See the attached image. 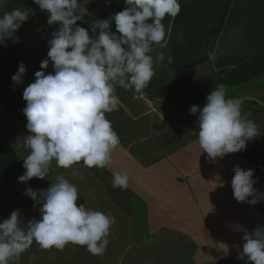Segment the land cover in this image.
<instances>
[{"label": "crops", "instance_id": "crops-1", "mask_svg": "<svg viewBox=\"0 0 264 264\" xmlns=\"http://www.w3.org/2000/svg\"><path fill=\"white\" fill-rule=\"evenodd\" d=\"M98 1L108 18L126 7L124 0ZM179 2L180 13L174 19L165 17L163 20L168 33L167 47L154 46L151 55L155 59L157 53L163 52L165 60L154 65L155 75L142 91L144 96L135 97L133 90L116 89L120 110L132 126L122 124L123 120L117 122L114 111L106 114L113 128L114 124H119L118 130H114L120 140L108 167L89 169L80 163L73 166L79 170V174L73 176L72 169L59 168L53 161L50 174L41 179V189L46 190L56 175H65L79 190L78 206L84 204L115 217L107 249L96 255L101 264H248L246 257L237 258L242 251L243 232L237 231L235 225H242L248 231L255 229L264 200L255 205L238 202L227 181L234 176V166L245 170L252 166L235 153L215 160L201 153L196 143L198 126L194 122L198 114H191L189 109L205 104L206 98L197 100L195 94L218 80L219 70L234 67L264 51V0ZM33 3V0H26L21 8L34 9L40 18L36 21L30 15L25 25H21L24 32H28L22 42L29 52L35 53L33 56L40 68L42 60L48 58L47 41L57 25H49L46 11ZM86 7L89 13L97 10L89 4ZM81 26L93 34L86 21L83 20ZM111 29L115 31L114 22ZM11 38L12 35L8 37ZM168 55L173 57L171 63ZM3 56L0 50V57ZM4 58L5 74L14 75L16 67L10 64L18 58L15 50L8 51ZM46 71H53L51 63ZM155 77L166 82L152 83ZM260 84L264 85V80ZM9 92L12 97L7 93L4 96L0 86V222L12 211L20 210L21 198L29 184L40 182L35 177L27 183L18 182V177L26 171L22 165L27 152L15 145L22 143L23 136L28 134L27 119L24 114L18 115L17 108L9 101L16 98L15 104L19 107L17 102H23L19 99L22 95L15 97ZM126 92L129 95L131 92V97L141 102L130 103ZM180 97L184 99L189 121L169 116L171 105H178ZM24 104L26 106V102ZM145 121L157 125L161 131L140 128ZM162 127L167 130L164 134H168L163 146L159 147L153 140L162 133ZM250 141L264 147L256 140ZM113 172L127 174V188H113ZM211 178H226L216 186L225 188V197L218 198L221 199L218 205H213L210 199V189L215 187L208 186ZM254 179L257 190L264 193V177L254 173ZM23 214L20 210V215ZM28 221L21 217L22 225ZM71 248L86 250L74 244ZM83 253L95 256L88 250ZM80 259L84 258L80 256Z\"/></svg>", "mask_w": 264, "mask_h": 264}, {"label": "clouds", "instance_id": "clouds-1", "mask_svg": "<svg viewBox=\"0 0 264 264\" xmlns=\"http://www.w3.org/2000/svg\"><path fill=\"white\" fill-rule=\"evenodd\" d=\"M46 11L47 23L57 25L47 41V59L40 68L51 63L53 71L35 72L34 82L22 93L26 102L23 114L27 119L28 134L17 148L27 152L22 167L25 173L18 182L32 178L44 179L50 174L53 161L59 168L72 169L82 163L91 169L106 168L112 152L120 143L107 113L121 106L117 87L137 94L148 86L155 75L154 65L165 60L163 52L151 55L154 46L167 47L165 17L175 18L181 11L179 0H124L126 7L108 19L92 24L93 34L80 26L91 0H33ZM32 8L13 9L0 16V38L10 37L25 23ZM115 24V31L111 25ZM181 40L183 34H179ZM172 62L173 57L168 55ZM26 65L21 62L12 76L15 85L23 83ZM244 98L228 97L223 84L207 95L203 107L193 105L189 111L198 114L196 143L201 153L222 158L242 152L247 143L259 135L253 120L242 115ZM231 180L233 196L238 202L255 205L264 200L254 185L253 169L234 166ZM113 188L128 186L126 173H112ZM222 186V185H221ZM79 190L63 174L46 190L25 189V195L39 206L40 218L21 224L20 210L0 222V264H10L35 242L41 249L63 250L69 243L86 247L93 255L103 254L109 244L108 235L115 217L100 210L77 205ZM251 198V199H249ZM242 251L238 259L247 258L248 264H264V225L248 231L242 225ZM238 247V246H237Z\"/></svg>", "mask_w": 264, "mask_h": 264}, {"label": "rangeland", "instance_id": "rangeland-1", "mask_svg": "<svg viewBox=\"0 0 264 264\" xmlns=\"http://www.w3.org/2000/svg\"><path fill=\"white\" fill-rule=\"evenodd\" d=\"M24 2H26V0H0V16H2L5 12H9L13 9H22L21 6L24 5ZM33 4L35 5V7L38 6L35 3H33ZM32 17L36 21L39 20V18H40V16L37 14L32 15ZM98 19H101L100 18V7H97V10L96 9L94 11L91 10L90 13L87 12V14L83 18V20L86 21V26L90 29H92V24L95 23V21ZM83 20L78 21L77 23L81 26V24L83 23ZM32 21H30V22H32ZM23 25H25V23H23ZM33 26H36V25H33ZM33 26H31V27L33 28ZM24 30L25 29L21 26L18 30H16L12 34L11 40H9L8 37L5 39L0 38V50H2V54L4 55L2 58L0 57V86L2 87V93L4 94V96H6L5 94L7 93L10 97H12V95L10 94L9 91H11L12 94L14 93L13 95H15V97L22 95L24 89L28 86V84L34 82L35 72L43 70V69L39 68V64L35 58L36 56L35 57L33 56V54L35 55V53L33 52V54H32L31 52H29L30 49L29 48L27 49L26 43L22 42V40L28 34V32L25 33ZM89 34H90V32H89ZM90 36H91V34H90ZM211 36H213V34H211ZM2 40H4V41L2 42ZM6 40H8V42ZM1 42H2V44H1ZM211 43L212 42H210V44ZM28 44L31 47V44L29 42H28ZM32 49L33 48L31 47V50ZM11 50H15L16 55L18 56V58L15 60V62L10 64V65H13L11 67H16V70L18 71L19 64L21 62H23L27 68L26 73L22 77L23 83L20 85L14 84V82L11 79L13 75H9V74L6 75L5 74V72H6L5 65L6 64L4 63L5 62L4 57L8 53V51H11ZM39 61L41 62L40 58H39ZM43 71H45L46 74L49 73V71H46V70H43ZM8 73H10V72H8ZM262 79L264 80V74L261 75L260 77L256 78V79L248 82V83H245L244 85L235 86V87H228L227 88V96L228 97L244 98L242 108H241L242 115L246 119L253 120L255 122V124L257 125L258 130H259V135L257 137L252 138V139L256 140L258 143L264 145V85L260 84L263 81ZM154 82L165 83L166 81L165 80H157L155 77V79L152 83H154ZM11 89H13V91ZM126 94L129 96V102L130 103L138 104L139 102H141L138 100H134L131 97V92H130V95L127 92H126ZM20 97L21 98H19V99H21L23 102L22 103L17 102V105L19 107H17L15 104L16 98H12L9 101L11 103H13L15 105V107L17 108V114L22 116L23 115L22 110L25 106V104H24L25 101L23 100L22 96H20ZM5 102H7L6 98H5ZM178 103H179L178 105H176V104L171 105L172 112H170L169 116L171 117V119H176L177 117H179L181 119H185L186 121H189L190 116L188 117L186 115V108L183 105L184 99L180 97V99L178 100ZM205 103H206V101H205ZM203 106H200V107H203ZM8 108L9 109L11 108L10 104L8 105ZM114 113L115 114H113V115H117V118H118L117 122L120 120H123L122 124H127L130 127L132 126V122L130 121L129 118L127 119L126 115L122 112V110H120V108L118 110L114 111ZM114 126H115L114 128H116L118 130L119 124H114ZM140 128L145 129L146 131H148L149 129L152 131H155V129L159 128L161 131L160 127H158L157 125H155V126L149 125L148 122H146V121L142 125H140ZM165 131H167L165 129V127H162V133L153 140V143L155 145H159V147L163 146V143L165 140V135L167 136V134H168V132H167V134H164V133H166ZM136 149H137V147H136ZM232 178L233 177H230V179L227 182L231 184ZM224 180H226V178H224V179H216L215 178V180H212V178H211V179H209V181L207 183H208V186H215L216 187L220 182H224ZM35 185H36V187H34ZM28 187H31L33 190H42L41 189L42 188L41 187V179H40V182L38 180V181H36V183H33L31 185L29 184ZM215 187H211V189H210V192H211L210 193L211 194L210 199H211V202L213 203V205H218V201L221 200L218 198H220L222 196L225 197V188L223 187V185L220 186V187H222V189H219L218 187L215 188ZM254 187L256 189L258 188L256 185H254ZM38 209H39V206L37 205L34 207V201L30 197L25 195V192H24V195L21 198V203H20V210H21V212H24V214L22 216L21 215L20 216L25 221L27 219L28 220H31L34 218L38 219V218H40V215H41ZM71 247H73V244L69 243L65 246V248L63 250H57L55 248L44 250V249H41L39 247V245H37L34 242L33 245L29 249H27L24 253H22L18 259L13 258L10 261V264H101V261L99 260V258L96 255L95 256H89V255H86L85 253H83L84 251H87V249L84 251L83 250L81 251L79 249H76L77 248L76 247L75 251H74V250H72ZM80 256L82 258H84L82 261H81V259L79 260Z\"/></svg>", "mask_w": 264, "mask_h": 264}, {"label": "trees", "instance_id": "trees-1", "mask_svg": "<svg viewBox=\"0 0 264 264\" xmlns=\"http://www.w3.org/2000/svg\"><path fill=\"white\" fill-rule=\"evenodd\" d=\"M91 7H99L98 0H91L88 3ZM100 18L108 19V13L104 8H100ZM264 74V51L256 53L253 57L243 60L234 67L224 68L218 71V80L210 83L201 92L195 94V99L201 100L206 98L211 90L217 85L223 84L228 87L240 86L248 83ZM240 159L249 162L258 176L264 177V147L251 141L247 143L246 149L242 152L235 153ZM264 225V206L259 218L258 226Z\"/></svg>", "mask_w": 264, "mask_h": 264}, {"label": "built area", "instance_id": "built-area-1", "mask_svg": "<svg viewBox=\"0 0 264 264\" xmlns=\"http://www.w3.org/2000/svg\"><path fill=\"white\" fill-rule=\"evenodd\" d=\"M143 96H144V93L143 92L141 94L135 93V97H143Z\"/></svg>", "mask_w": 264, "mask_h": 264}]
</instances>
